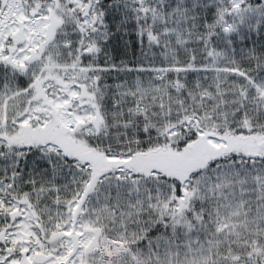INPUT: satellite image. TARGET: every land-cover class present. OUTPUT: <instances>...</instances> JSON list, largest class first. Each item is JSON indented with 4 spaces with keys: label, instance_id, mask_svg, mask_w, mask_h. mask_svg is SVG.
<instances>
[{
    "label": "snow or ice",
    "instance_id": "6c2138e0",
    "mask_svg": "<svg viewBox=\"0 0 264 264\" xmlns=\"http://www.w3.org/2000/svg\"><path fill=\"white\" fill-rule=\"evenodd\" d=\"M0 264H264V0H0Z\"/></svg>",
    "mask_w": 264,
    "mask_h": 264
}]
</instances>
